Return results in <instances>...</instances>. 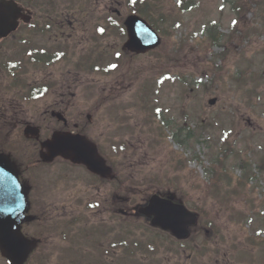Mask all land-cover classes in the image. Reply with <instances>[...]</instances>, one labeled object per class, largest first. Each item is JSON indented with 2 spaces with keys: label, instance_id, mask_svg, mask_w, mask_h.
I'll return each instance as SVG.
<instances>
[{
  "label": "rangeland",
  "instance_id": "rangeland-1",
  "mask_svg": "<svg viewBox=\"0 0 264 264\" xmlns=\"http://www.w3.org/2000/svg\"><path fill=\"white\" fill-rule=\"evenodd\" d=\"M164 1L169 9L171 7L174 9L171 13L172 19L180 21L178 26L173 29H169L168 25L162 26V30L166 33V39L162 41L163 50H167L168 55L177 54L164 79L160 78V75L164 72V64L159 60L160 55H162L161 52H154L156 54L140 58H128L120 53V63L123 64L126 61L125 66L131 64V70H138L140 66L146 64L145 68L140 70L142 72L137 71L134 73L136 75L133 78L135 93L139 92L143 80L150 81V75L143 72L152 67L156 77L155 82L150 81V83H156V92L150 106L147 107L157 106L160 108L159 110H166L161 111V114L171 118L178 126H186L188 133H193L194 138H198L200 144H195L194 141L190 142L189 149L181 153L183 156L181 158L182 166L177 165L175 167L173 162L170 163V160L173 159L170 155L175 150L168 140L169 135L163 132L164 142H160L159 133L162 131L152 127V123H150L149 127L145 129L150 130L149 133L143 131L138 136L145 147L150 146L152 143L153 151H155V146H162L163 148L161 150L163 151V158L158 157L161 151L160 153H153L154 156H151L155 160L152 159L150 163L154 166L159 165L160 171H162L161 174H158L154 168V175H167L172 178H194V185L200 189V192L203 195H209L215 201L214 195L209 193V185L204 176L206 168H210L211 162H217L216 157L222 156L221 161L223 160L224 166L219 165L217 168L221 166L224 172H228L227 175L235 177L238 186L223 181L219 182L216 188L212 187L213 190L220 192L219 194L215 193L216 200L224 198L225 200L221 207L211 209L213 215L209 216L206 221L216 226L218 224L240 225L245 230L254 225H264V15H259L257 7H251L253 11L251 12L252 18H257V20H253L251 24L242 25L230 13L228 4H225L223 0H197V8L186 14L175 12L176 2L174 0ZM254 1L263 2L264 0ZM260 12L262 13L261 10ZM233 21H237L236 28L239 29L243 27L254 28L255 24L259 23L256 31L261 32L262 36L259 37L256 34L248 38L247 44L244 45V40L239 39L240 36L236 35L237 38L230 45L227 46V42L225 43L227 46L224 48L223 53L225 58L214 63V60L222 52V45L219 47L210 46L208 36L204 31L210 23H214L218 25V30L222 34H227V32H230V25L233 24ZM247 21L248 18L242 20L243 23H247ZM65 34L62 30L56 29L52 34L55 39L53 43L61 45V42L65 41L73 46L78 36L74 32H70L69 35L62 38ZM112 34L115 37L107 39L106 47L109 51L116 52L123 44L124 39L120 38L122 36L116 28H112ZM188 38L191 40H188ZM41 44H43V40H38V45ZM72 46H69V48H73ZM226 57H229V60ZM74 61H77V56L74 52H70L63 67H73ZM225 63L227 64L226 67H224ZM161 64L163 70H161ZM214 65L217 69L224 70L217 77L215 76V81L211 82ZM204 73H207L206 78L198 79ZM244 73L249 75L246 76ZM238 74H244V83L240 84L232 80ZM122 75L123 73L118 71L117 77L114 78L115 76H113L107 79V82L118 80ZM161 79L164 81L162 80V84H158ZM195 83L198 86H195ZM95 84L99 87L101 82L97 81ZM189 84L193 86V90L190 89ZM206 88H208L207 91ZM87 89L88 86L78 89L77 92L80 96H84ZM130 96L127 93L117 104L118 109L121 110L119 117L123 119L121 133L133 131L131 120L136 106L134 103H127V100L123 99ZM213 98L218 101L214 107H209L207 102ZM249 98L254 99L250 101ZM100 108L103 107L100 106ZM29 114L33 113L30 111ZM105 115L108 114L105 113ZM181 115H187V121H182ZM147 116L148 109L143 111L142 114L143 118ZM154 116L157 117V115ZM37 119L40 118L37 117ZM247 121H249V124H247ZM42 124L45 127L50 126L48 122ZM118 125L119 123L112 118H107L106 121L96 119L92 128H90L92 138L97 140L107 153L109 148L118 142ZM164 144H167L166 148L163 146ZM25 149L26 153L24 151L22 153L16 152L15 155L18 158H23L28 153H35L30 140L26 142ZM113 150L118 153V146H115ZM217 153H220V155ZM109 157L116 160L115 153H109ZM145 157L146 154H143L141 159H145ZM147 157L149 163L148 153ZM240 160H246L251 167L250 173L254 176V180L243 183L244 185L240 181L246 176L249 166L247 165L248 169L246 171L237 167ZM151 164H148V167L138 166L137 169L129 170L130 175L146 178L148 173L150 174L153 171ZM83 172L87 174L85 171ZM56 178L54 177V179ZM201 186L202 188H200ZM38 187L40 194L45 192L44 180L38 181ZM205 201L208 206L212 205L206 199ZM261 239L264 240V235ZM40 251L43 254L45 253L44 255L49 252L44 248ZM79 263L92 264L93 260L89 259L88 262L82 260ZM0 264H4V262L2 261ZM31 264H38L37 260L32 259ZM47 264H52V259H49ZM98 264H100L99 260Z\"/></svg>",
  "mask_w": 264,
  "mask_h": 264
},
{
  "label": "flooded vegetation",
  "instance_id": "flooded-vegetation-1",
  "mask_svg": "<svg viewBox=\"0 0 264 264\" xmlns=\"http://www.w3.org/2000/svg\"><path fill=\"white\" fill-rule=\"evenodd\" d=\"M25 10H21L23 15ZM32 19L29 14L24 20L28 23ZM13 35L0 40V74L5 82L19 83L26 94L27 86L22 83L26 80L27 58L20 55L19 62L12 59L9 47ZM13 63L19 65V72L11 70ZM12 73L15 76L13 79ZM16 94L21 92L16 91ZM53 113L65 118V114L47 107L37 119L36 112L29 114L28 102H25L19 119L9 118L13 123L8 127L7 134L12 136L20 130L26 133L29 128L38 132L37 124L45 118L52 119ZM71 126L74 130L79 127L76 122H72ZM35 146L37 148L36 143ZM132 158L133 155H117V160L105 158L111 168L109 175H103L105 170L100 174L103 176L91 175L81 167L83 177L87 176L83 181L75 171L59 174L52 191L56 200L54 221L60 220L62 230L57 227L52 233L41 231V235H46V241L51 239L57 245L67 241L76 244L77 248H96L102 264H264V242L260 237H253L245 230L226 224L203 223V200L196 194L185 192L186 183L172 189L168 183L131 176L129 170L141 163ZM15 165L20 182L29 190V197L42 199L43 193L40 194L38 184L29 176V165L25 166L18 157ZM153 197L170 207L184 206L195 215L194 224L187 225L188 219L184 218L181 224L174 226L179 232H186L183 239H178L168 230L152 227L151 220L140 213ZM30 224H23L24 229ZM78 258L97 262L90 250L78 252Z\"/></svg>",
  "mask_w": 264,
  "mask_h": 264
},
{
  "label": "water",
  "instance_id": "water-1",
  "mask_svg": "<svg viewBox=\"0 0 264 264\" xmlns=\"http://www.w3.org/2000/svg\"><path fill=\"white\" fill-rule=\"evenodd\" d=\"M130 47L134 50H137V51H143L147 48L150 49V48L154 47V45H153L152 41H149L148 32L142 31L141 33H139L137 35L131 36ZM59 142L62 144H65V145H69V146L76 144L72 141H67V140H60ZM85 152L91 158L87 157L86 160L83 158L80 160L81 161H93L94 150L86 148ZM0 208H1V206H0ZM154 214L156 217V223H155L156 225H159V226L169 225V222H165L162 219L169 214L168 212H166V214H162L161 209L156 208ZM14 215H15L14 213L7 214L5 211L1 212V215H0V247H1V252H2L3 256L8 258L12 264H21L24 257H25L21 252L22 247H20L19 244H18V246H16V243H14V241L9 243L8 239L10 237V233L7 232V235L5 236L6 231H8L9 226L11 225V219L12 220L14 219ZM160 218H161V220H160Z\"/></svg>",
  "mask_w": 264,
  "mask_h": 264
},
{
  "label": "snow or ice",
  "instance_id": "snow-or-ice-1",
  "mask_svg": "<svg viewBox=\"0 0 264 264\" xmlns=\"http://www.w3.org/2000/svg\"><path fill=\"white\" fill-rule=\"evenodd\" d=\"M132 2L135 3L136 0H132ZM235 23H236V21H233V24H235ZM100 31H103V29H100ZM112 67H115V65H113ZM161 212H162V214H166L167 210L162 208Z\"/></svg>",
  "mask_w": 264,
  "mask_h": 264
}]
</instances>
